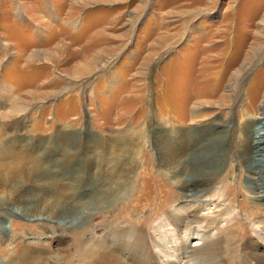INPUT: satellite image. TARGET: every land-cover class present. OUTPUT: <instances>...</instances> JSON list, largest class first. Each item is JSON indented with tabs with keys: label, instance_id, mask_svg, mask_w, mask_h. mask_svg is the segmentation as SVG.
<instances>
[{
	"label": "rangeland",
	"instance_id": "obj_1",
	"mask_svg": "<svg viewBox=\"0 0 264 264\" xmlns=\"http://www.w3.org/2000/svg\"><path fill=\"white\" fill-rule=\"evenodd\" d=\"M13 109L18 113L9 114ZM0 114L6 117L0 119V142L5 133H14L3 130V123L17 121V140L41 144L38 155L46 154L42 158L50 164L62 157V139L81 135L88 148L103 141L96 159L86 148L73 164L72 176L82 179L80 205L65 218L48 222L0 211L7 232L0 233V264L28 259L54 264L62 257L72 264L85 238L99 240L103 227L125 228V195L110 203L108 194L112 188L125 190L128 171L135 179L138 174L152 178L151 185L163 181L175 193L185 194V188L184 202L172 201L171 209L189 203L197 176L207 179L202 214L211 219L193 224L191 236L184 232L189 224L179 221L168 246L189 251L201 242L198 234L213 238L229 224L235 242L231 251L233 239L222 242L215 254L220 264H256L254 245L264 257L256 234L264 230V204L257 205L250 193L256 188L239 153L243 125L261 126L264 144V0H0ZM157 126L160 150L168 146L174 157L173 169L166 167L160 177L155 176L159 153L152 145ZM216 129L221 137L228 133L226 142L213 140ZM185 141L196 146L188 144L183 154ZM225 147L231 164L217 175ZM250 167L260 170L257 162ZM33 186L18 188L6 206H21L22 195ZM49 204L51 199L40 212ZM147 207L131 219L150 218L140 226L149 231L160 210ZM99 211L111 212L104 224L92 219ZM144 243L163 255L158 264L174 263L172 254L158 253L165 244L156 237ZM186 260L181 257L180 264Z\"/></svg>",
	"mask_w": 264,
	"mask_h": 264
},
{
	"label": "bare ground",
	"instance_id": "obj_2",
	"mask_svg": "<svg viewBox=\"0 0 264 264\" xmlns=\"http://www.w3.org/2000/svg\"><path fill=\"white\" fill-rule=\"evenodd\" d=\"M11 113H18V110L13 109L11 112H9V114ZM4 115L5 114H0V119L6 118ZM244 126L245 125H243L242 127ZM20 127L21 126L17 121H13L12 123H3V130H14V133L12 132L11 135L5 133L2 138L4 141L0 142V211L6 212L7 214L16 213L17 215L30 220L46 219L48 220V222H58L60 219L62 220V217L66 216V213L80 205V190L78 189L79 186L77 185L81 182L82 179H80V176H77L76 174L72 176L75 168L73 164L77 163L78 160L81 161V152H83L86 148L88 152H90V149L94 151L93 158L95 157L96 159L95 154H97L99 148L103 145V141H93V146L88 148L87 146H85V139H83L81 135L77 138L68 137V139H62V141L64 142L62 146V157L60 159H57L54 164H50L49 162L47 163L46 161H44V158H42L45 157L46 154L38 155V152H41L42 150L41 144H28L23 143V140H17L16 135ZM242 127H240L239 132V153L241 155V158L244 160V164L246 163V170L244 168V174L245 176H247V174L249 173V177L253 180L252 185H254V189H256L254 191H251L250 193L257 200V205L264 204V155H261L263 153L264 144L261 133V126H253L252 130L250 125L245 126V128L247 127V129L241 137ZM224 133L225 134L221 137V131H218L216 129L212 135L215 136L213 140H215L217 143H220V140L221 143L222 140L226 142L228 133L225 131ZM140 135H142V131L140 132ZM162 137L163 136L161 135L160 130H158L157 126V132L153 139L152 145L154 153H156L157 156L159 153L158 160L160 161L161 168L156 173V177H160L161 174H163L166 170V167H171V169H173L171 165L173 163L174 157H171V148L167 146L163 150H160V144L163 142ZM195 142L196 141H190L189 143L185 141V143L181 146L180 151L184 154V151L188 149V144L192 148H194L196 146ZM50 143L51 141L48 142V144ZM68 144L70 145V147ZM164 145L166 146L167 143H165ZM161 146H163V144H161ZM58 149H60V153L61 147L59 146ZM88 159V156L85 155V160ZM256 162L260 166V170L258 172L253 169L248 170V168H251L250 165ZM218 163V169L216 171L217 175L220 174L224 170V168L231 164V156L227 151V148L225 149V151L223 150V155L218 160ZM90 168L91 165H89L88 169ZM137 176V178L135 179L134 171H128L126 174L127 180L125 183V190H121V188L119 190H113L112 188V192H109L108 194L110 203L118 200L119 196L122 193L123 195H125V199H123V203L121 205L122 211L125 210V214L123 213L125 228H119L118 230L117 227L110 226L109 229L105 230L103 227V230L105 232L99 240L94 241L92 238H85L84 241H80L81 243L78 245L79 248L78 250H76V254L74 255L75 261L72 262V264H158L160 258L163 255H160L158 257V254L156 255L152 251L153 248L151 249L150 246L145 245L144 243L146 239H153V237H156V239L160 240L161 243L165 244V248L161 249L159 247L158 253L160 250L161 253H164L167 258V255L172 254L173 256L171 257L174 258V263L180 264V260L182 257L184 259H187L185 261V264H220V262L215 259V257L218 258V256H215V254L220 250L222 242L225 241V244L228 245L230 239H233L231 238L232 236H230V233H228L232 225L227 224L224 229L219 230V233H221V235L217 234V236H214L213 238L210 237V235L201 236L200 234H198L200 237H202L200 239L201 242L197 243V245L195 244V246H193V248L189 251H185V249H175L174 246H168L166 242V240H169V238H171L170 236L175 237V235L178 233L180 227L176 228V226L178 225L179 221H184L189 224L186 225L188 231L184 232L186 235L191 236L193 234L195 235V233H192L190 231V228L193 224L197 223L198 220L211 219V216L202 214V211H204L207 206L205 202L206 200L202 199L204 193L206 192L204 183L207 182V179L203 176H197L195 181L190 185L189 194L192 199L188 200L189 203H187V205L183 207L171 209L170 203L172 201H179L187 197V191L185 188V194L178 191V193H175L174 188L173 190L172 188L168 189L167 185L163 181L155 182L154 185H151L150 182H152V178L143 176V174H138ZM174 176L176 177L175 174ZM29 184H33L34 188L22 195V198L19 201L21 206H16L14 209L7 207L8 199L10 200V198L13 197V193L18 191V188L21 189L28 186ZM222 196L224 195L222 194ZM48 198L51 199V204H49L47 208H44V212L42 213L40 212V206L49 202ZM150 198L152 201L149 200ZM74 200H77V205H72ZM182 202L184 201L182 200ZM146 205H148V207L151 208L152 211L154 209L160 210V213H158V215L153 216V220L157 219L158 221L156 222V224H154L153 227H151L152 229L149 231L144 228L140 229V226H145L150 221V218L140 219L136 222L132 221L131 219L132 214L137 212L139 208L145 207ZM257 205H253V208L251 210L253 214L257 213ZM249 208L251 209V207ZM218 211L219 215L226 214L225 210ZM110 213L111 212L108 211L95 212L92 215V219L100 220L101 224H104L105 222H107V218L109 217ZM186 216L187 219H185ZM13 224V226L18 225V223L15 222H13ZM172 224H175V226L173 227ZM39 226H41V224H39ZM93 226L95 228L98 227L97 224L96 226ZM263 231L264 230H262L261 232H257L256 234L258 237L257 242L264 245ZM0 233L4 236L7 233L5 232V226H3L1 222ZM220 237H222L223 239H220ZM234 239L227 246V248H229V251L233 250L230 249V245L235 242ZM256 246L257 245H254L252 247V255H254L255 257L256 264H264V257L257 255L255 252ZM34 261L35 259H32L31 261L30 259H28L26 262L21 263L31 264ZM174 263L172 262V264ZM54 264L67 263L65 258L62 257L58 259Z\"/></svg>",
	"mask_w": 264,
	"mask_h": 264
}]
</instances>
